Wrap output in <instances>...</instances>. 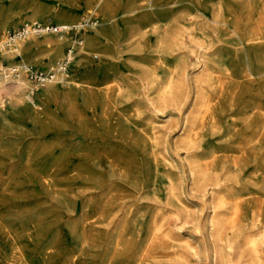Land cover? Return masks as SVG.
Listing matches in <instances>:
<instances>
[{
  "label": "bare ground",
  "instance_id": "6f19581e",
  "mask_svg": "<svg viewBox=\"0 0 264 264\" xmlns=\"http://www.w3.org/2000/svg\"><path fill=\"white\" fill-rule=\"evenodd\" d=\"M230 1L224 9L221 4L214 7L211 0H185L183 7L174 10L180 3L169 0H68L70 14L58 10L53 15L61 24L58 26H76L82 6L96 11L102 21L85 30L83 45L71 65L74 76L65 83L63 76L69 75L71 67L67 75L57 74L37 88V101L25 94L31 89L29 82L18 74L13 77L12 70L21 63L36 65L47 55L50 61L63 57L70 35L41 39L30 35L0 49V62L22 58L17 63L21 65H0V92L4 85L9 88L7 99L0 97V108L7 105L10 115L19 114L33 123L32 135L45 136L49 127L58 129L56 117L47 110L50 103L57 104L74 133L70 182L76 185L68 202L59 192L46 188L51 190V198L67 206L66 214L76 216L79 210L68 224H60L61 230L55 227L36 263L30 252L12 243L10 251L18 253L19 260L15 263L10 257L6 264H53L51 255L67 249L69 255L60 264H195L196 258L201 264H264V0ZM29 2L19 0L13 3L19 10L12 4L0 15V46L5 42L3 32L10 24L19 26L20 13L29 9ZM189 6L198 7L197 16L189 13ZM46 8L45 3L36 5L28 20L39 23ZM186 17L206 42L193 40L189 27H177ZM156 19L165 21L161 35ZM128 25L151 27L156 35L153 44L147 43L142 31L136 30V40L131 37L134 52H147L135 61L134 77L152 109L146 118L141 105L127 113L117 108L124 91L120 79L108 77L115 66L113 60L123 58L119 40ZM94 43H102L105 52L100 54L107 56L103 66L107 80L97 93L93 73L77 76L75 71L87 60V49ZM189 51L195 54L194 66L199 68L191 88L185 73V53ZM187 109L172 147L181 158L191 199L202 206L200 218L189 213L182 181L166 176L165 186H159V169L169 153L165 147L169 134L163 130L172 118L168 112ZM167 114L163 124L156 121L158 115L165 118ZM94 126L105 131L100 134ZM109 128L114 130L111 135ZM223 135L227 144L220 147L217 143ZM36 147L33 143L22 147L26 154L23 163L31 161ZM17 154H10V159ZM80 184H86L85 188ZM42 218L39 213L32 220ZM188 220L201 237L199 247L188 237L178 238ZM44 230L40 228L42 233L34 237L42 236Z\"/></svg>",
  "mask_w": 264,
  "mask_h": 264
},
{
  "label": "rangeland",
  "instance_id": "374dc122",
  "mask_svg": "<svg viewBox=\"0 0 264 264\" xmlns=\"http://www.w3.org/2000/svg\"><path fill=\"white\" fill-rule=\"evenodd\" d=\"M18 1L17 0H0L1 17L5 15L8 8L13 3L15 4ZM67 1L68 0H58V1L56 0H30L29 9L26 10V12L20 13L21 23L19 24V26L14 27L11 24L8 25L6 30L3 32V38H5L6 35L10 31L17 30L26 22H31V20H28L27 15H30L32 9L35 8L36 5H39L41 3H45L47 5V8H46V12L43 14L42 19H40L38 22L39 23L51 22L53 24L56 23V25H61L60 23H57L56 20L55 21L53 20L55 19L53 18V15L59 11L66 13V14L67 13L70 14V11H72V9L69 5H67L68 4ZM146 1H149V0H146ZM150 1H153V0H150ZM170 1L171 3H180L174 7V10L183 7L184 5L182 3L185 2V0H169V2ZM211 4L215 5L214 7H217L219 6V4H221L222 7L226 9L225 4H231V1L230 0H211ZM14 8L15 10H19L18 5H14ZM193 8L189 6L187 9L190 14L197 16L198 7L194 9ZM77 13L80 15L76 18L75 24H78L81 19H83L85 16L89 14H92V16L94 15L95 18L99 20L98 24H100L102 21L100 15L96 11H93L92 9H89L85 6H82L81 9ZM186 18L185 20H179L180 23H178L177 27L178 28L189 27L191 34L194 37L193 40H196L199 42H202V41L206 42L205 38H202L199 32L195 30L196 27L190 26L189 18H187V20ZM155 21H154L155 24L160 29L158 31L160 33L159 35H161V33L163 32L165 28V21L163 19H156ZM71 26H74V25H71ZM142 27L143 26H137V25L136 26L131 25L130 27L128 25L127 27L123 28L122 35L120 37L121 42L119 40V44H121L120 50L124 51L123 53H121V56L123 58H120L119 59L120 61L115 60L114 59L116 58L115 50L113 51L114 53H112L111 57L114 59L113 62L115 63V66L111 67L112 70L109 76L106 73L105 67H103L106 65L105 60L107 59L106 58L107 56L105 53L100 54V52H105V48L102 43H94V45H91V47L87 49V53H89L86 55L88 56L87 60H85L84 62L81 61L82 66L79 68L77 67V69L76 70L74 69V70L76 71L77 76H81V74H85L87 72L93 73L92 74L93 76L92 86H93V91L95 92L100 91V87H102L105 84L107 80V76L109 77V79L115 78V77L120 79L121 81L120 86L123 88L124 95H123V98H120V100L117 101L118 102L117 108H119L120 110H124V112L127 113V110L131 111L133 107L141 105L142 109L144 108L143 118H146L152 114L151 113L152 109L149 106L147 100H145L146 98H144L146 97L147 93H144L141 84L137 82L136 81L137 78L134 79V77H137L135 76L136 62L140 60V58L142 57L141 55H146L147 52L143 51L142 53L137 54V52L133 51V45L135 44V40H136L134 37L135 36L134 34H136L138 31H142L146 33L147 36L145 39L146 41L148 40L149 42L147 43H150V44H153L156 41V35L152 33L153 29L151 27H148L146 29ZM67 37H69L68 38V41H69L71 36H67ZM131 37L132 39H135V40H131ZM38 39H41V37L40 38L38 37ZM189 44H190L191 50L195 51V45L192 42ZM47 56H44L43 59L39 60L38 63L36 65H33L32 67L46 68L48 66H51L52 65L51 62H54V60L58 61L62 58V55H61L59 59L54 58L53 60L50 61L49 57ZM93 56H96L98 59L93 60L92 59ZM136 57H138L139 59ZM185 60H186L185 63L187 66L185 69V73H186V76L188 75L187 76L188 83L191 88L193 86L192 79L199 72V68L194 66L195 54H192L190 51L185 53ZM19 61H22V58L19 56L18 57L16 56L14 60L10 62L7 59L3 58L1 59L0 65L4 68H8L12 65L13 66L21 65V64L23 65V63L17 64ZM24 65L31 66V63L26 62L24 63ZM72 67H71V72L68 73L69 74L67 76L68 78L63 76L65 83L69 79H71L75 74L73 72ZM127 76H129V79H127L128 78ZM123 78L124 80H122ZM131 78H133L134 80ZM136 82L139 85H137ZM61 86L62 85L60 84L58 87H61ZM7 87L8 85H4V88L0 92V97H2L3 101L6 100L8 96L7 93L9 91L8 90L9 88ZM124 88L130 90V92L127 93V91ZM28 90L29 89L25 90L26 95H28L30 92ZM126 97H129V99L125 100ZM32 99L34 101H37L36 93ZM139 99L143 101L141 102ZM94 100L98 101V97L95 96ZM6 104H7V101H6ZM122 107H124L125 109ZM47 110L50 114L53 115V117H56L57 123L59 124L58 129L57 127L53 129L52 127L46 126L50 128L48 135L34 136L31 133L32 129H34L32 122H30L29 120H26L25 118H22L19 114L10 115L8 113L10 109L7 108V105H5L4 108H0V115H1L0 116V264H6L7 259L10 257L13 258L12 260L15 263L19 260L17 259L19 258V254L10 251V244L12 243H17V246H19L26 252H30L31 259L35 261L36 263L39 257H41L39 256V254L42 252V250L47 246V244L51 240L52 232L55 229V227H59L61 230L63 224L65 223L68 224L70 221L74 219V217H76L79 214V210L76 213L77 214L76 216L73 214H66L68 213L65 209L67 206H64L63 203L62 204L59 203L58 199L51 198L49 196V193H51V190H48L46 188V187H49L51 189H54L53 192L55 191L59 192L60 194L63 195L62 199L68 202L69 197H70L69 196L70 191H72L71 189H73V186L76 185L75 183L72 184L70 182V175L72 174L71 173L72 156L74 155V150L72 148V145H73L72 143L74 140V133L72 129L69 127L68 123L64 120L63 115L61 111L59 110L57 104L50 103L48 105ZM145 110L146 111L151 110V111L150 112L148 111L149 112L148 113ZM186 111H188V109L183 110L179 113H177L176 111L168 112L169 116L170 114H172L171 115L172 118L170 119L169 125L166 126V128H164L163 130H165L166 134H169L168 141L165 144V147L168 146L169 153L165 156L167 159V162H165L164 165L160 166V169H159L160 175H162L159 186H161V188L165 186L166 176L175 182L182 181V188L184 189L185 198L189 199V201L187 202L185 201V203L189 207V213H193L195 218H198V217L200 218V215H201L200 207L202 206L198 203V200L191 199L189 187H188V179H187L185 169L182 165L181 158L176 157V154L174 153V150L172 147L174 139L178 136V133H179L178 126L183 121V117ZM168 114L165 118H163L164 117L163 115H158L156 121L163 124V122H165L168 119ZM225 120L223 119V122H225ZM92 129L95 130L96 132L100 131L99 132L100 134L103 133L101 130L105 131V129H101V128L99 129V127H95V126L92 127ZM107 131L110 133V135L113 134L114 132L113 128H109ZM102 136L106 137L112 143L116 142L114 139L111 138V136H108V135H102ZM225 138H226V135L225 136L223 135L219 138L218 143H217L218 146L221 147L227 144V140ZM31 143L37 146L36 150L33 151V155H32L34 159L32 158L29 163L25 164L23 163V161L26 159V154L22 147H24L25 145H29ZM48 144L52 145V148L47 149ZM6 145H9L8 146L9 148H5ZM158 150L163 151V145H160L158 147ZM162 151L161 153L163 155ZM17 152H18L17 154L18 156L16 155V157H14L13 159H10L9 155L15 154ZM181 156L183 157L184 155H181ZM85 185L86 184H80L79 186L81 188H85ZM43 187H45L46 189ZM74 208H77V207L74 206ZM39 213L43 215V218L41 219V221L40 220L33 221L32 220L33 215L39 214ZM188 222L189 223L185 226V228L181 230V235L178 238L183 240L184 238L188 237L190 238L193 245H196L197 247H199V245H201L202 243L201 237L198 234L194 233L192 229L193 224L190 223V220H188ZM40 228H44V229L46 228V230L43 231L44 233L42 234V236L34 237V235L35 236L37 235V232L42 233L41 231H39ZM251 233L252 232H250V234ZM62 241L65 244L66 242L65 239H63ZM71 245L72 244H69L68 246H71ZM60 253H55L51 255L53 258V264H60L61 263L60 259L67 258L69 255V249L62 250ZM197 259L198 258L193 259L195 261L193 262L195 264H201L200 262H198ZM78 263L87 264V262L85 261H83V263L82 261H78L77 264Z\"/></svg>",
  "mask_w": 264,
  "mask_h": 264
},
{
  "label": "built area",
  "instance_id": "2783aa9c",
  "mask_svg": "<svg viewBox=\"0 0 264 264\" xmlns=\"http://www.w3.org/2000/svg\"><path fill=\"white\" fill-rule=\"evenodd\" d=\"M98 21L95 16L89 14L79 21L76 26L62 27L53 23H37L26 22L18 30L10 31L6 37L5 42L0 46L1 48H7L15 41L25 39L32 35L35 37L42 36H65L70 35L69 46L66 48L63 57L54 64L51 68H34L29 65H22L12 70L11 75L23 76L31 85L29 92L30 97H34L37 88L43 87L46 83L52 81L57 74L67 75L70 71V67L76 59V52L84 42L83 34L88 28H95L98 26Z\"/></svg>",
  "mask_w": 264,
  "mask_h": 264
}]
</instances>
